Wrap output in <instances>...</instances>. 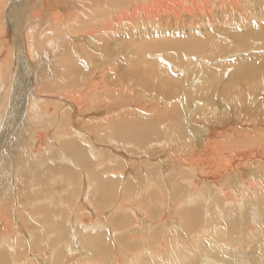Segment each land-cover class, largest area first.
I'll return each mask as SVG.
<instances>
[{
	"label": "rangeland",
	"instance_id": "obj_1",
	"mask_svg": "<svg viewBox=\"0 0 264 264\" xmlns=\"http://www.w3.org/2000/svg\"><path fill=\"white\" fill-rule=\"evenodd\" d=\"M212 1H210V3L212 2L211 3L212 5L217 4L216 0H212ZM240 1L241 0H227L228 6L226 13H224L223 11L216 13L217 15H215L214 20H210V22L213 23H207V21L205 20L207 24L205 25L204 22V25L200 27L191 26L185 29H176L175 32L171 30H169L170 32L168 31L160 32V31L150 30L149 26H145L146 28L144 27V29L148 31L147 36L150 35L155 38L159 36L158 37L159 42L162 41L166 42L169 41V39H171V40H176L179 43H188L191 41V43L199 42L202 43V45L205 44V47L203 48L204 50L201 49L199 53L194 52L193 53L194 56H190V58L186 57V53L183 47H177V50H175V52L173 53L174 57L176 56L175 61H172L170 58H168V53L166 52L157 53V55L162 56V58H159L158 60L161 63L160 65L165 67L166 71L169 73L166 75H168L170 84L173 87L172 86L169 87V85H167L168 86L167 87L166 85H164L161 81V78L159 77L156 78L154 77L155 79H148L146 77L145 79L143 78L145 72L148 70L147 69L149 66L148 62L152 58L149 59L150 57L148 56L147 60L145 59L142 60L138 52V49H141L143 44H145L142 41L144 40V38L142 37L143 31H141L144 29H140L139 26H135V25L133 27L123 26V29L117 27L116 31L113 33L109 32L107 34H102V35H92V36L90 35L91 38H79L77 37L78 35L76 34V36L72 37V39H74L73 42L72 40L67 39V44H65L66 42L63 43V45L66 46V48L68 47L66 49L67 53L69 52L70 55L73 54L72 55L73 59L78 61L82 66L85 67V69L87 68L86 70L84 69L85 70L84 72L87 73L88 75L83 74L80 76L81 78L78 79L79 85L82 83V80L84 81L94 80L96 81L95 83L102 82L100 81V79H98V76L102 74L101 73L102 71H105L106 81L108 82V85H110L109 90L112 91L116 90L120 93L119 97L117 98V101H115L112 97L110 98L108 92L107 94L103 95V98L108 99L109 103L115 101L113 102L114 106L108 105L107 108H104L103 106L100 107L99 105L100 108L99 109L96 108L98 103H95L96 105L93 103L94 109H88L85 107L81 111V113L85 115H82L80 117H78L79 115L75 113L77 107L74 108L72 107V111L70 110L71 107L68 106L66 107L67 105L66 99H68V97L67 95L64 96L65 93H61L60 91L59 93L58 91H55V89L54 91L52 90L53 92L52 91L41 92L40 90H37V87L35 88V86H37L36 84H38L37 82V76H38L37 73L39 71L38 69L45 65L49 67L51 74L54 76V77L51 76L53 80H57V79L58 81L63 80L61 82L63 83L62 84L63 86L64 84L65 85L68 84L67 80L69 77L67 74L69 73L68 71L69 66L66 64L65 61L64 62L61 61L64 60V58L59 59L56 57V53H54L56 49L53 51V49L51 50V45L47 46L45 44L47 46L46 47V49L48 50L47 51L41 49L42 46L40 47L37 44L35 45L36 48L29 49L30 53L28 52V54L26 55L24 51L23 54L20 52L21 50H19L20 45L25 47V44L23 42L24 41L23 37H22L23 41L21 42L22 44L20 43L16 46L17 42L19 43L18 40L19 37L16 33H18V30L23 28V24H20L22 26L17 24L21 22L18 21L19 19L17 18H20V20L22 18L21 13L19 12L21 11L20 8L21 7L23 8V6L25 7L30 6L31 2H34V0L4 1L3 5L0 6V29L5 28L4 31H6L9 35V38L7 36V38L5 39L7 40L6 44L7 42H12V47L10 49H11V57L14 61L13 67L15 66L16 62L18 63V61H20V64L18 65V68L20 69L16 68L13 81L11 82V86L13 88H11L10 97L16 96V98H14V102L12 100L10 101L9 99V101L6 102V106H7L6 109L1 110L2 112H0V115H3L0 122V150H1L0 155L1 156L8 155V157L10 156L9 159L12 160L13 168H14L15 161L17 164V155H15L12 152L11 147L9 146H11V144L14 141L17 142V140L15 139L18 138L20 140V143L22 144L21 147H23L25 150L29 149L30 152L31 149H33L36 146V143L38 142V140L36 139L37 136L32 134L33 133L32 131L35 128H41L40 129L41 132L43 133L45 131L43 134L46 133L45 135H47L46 138L47 141L45 140V142L47 143L42 147L37 146L34 150H32L35 151L36 149L37 150L40 149V151L34 152L32 153V155L35 154L34 156H38V155H40L41 157L44 156V158L42 159H40L41 157L36 159L39 161L43 160V162H41L38 166L44 165L42 166L43 169L46 167L48 168V170L50 169L53 170L54 172L63 175L66 174L65 176L66 177L68 176L67 180H71L72 182L73 178L75 179V177L73 176V174L69 176L70 172L68 173L66 171L68 167L69 168L72 167L73 169L76 168V170L78 168L75 167L76 166L75 160L68 162L70 157L67 155L65 150L62 149L61 146L62 142H60L58 139L59 138L58 136H60V134L69 131L68 125L66 126L64 124L61 125L59 121L60 119L57 120V116H59L58 115L59 112L57 113L55 112L53 115L54 108L56 107V105H59L60 113H62L61 111L63 109L64 111H68V112L70 110V112L74 111V116L76 115L78 117V121L76 122V124L78 125L77 130L81 133L85 141L84 142L81 141L79 137L72 138V140L74 142L80 141L79 142L80 145L89 152L88 155L93 158L94 163L97 161L98 159L97 157L99 156V154L103 157L105 156L107 159L110 158L111 160L115 161V163L114 161L112 162L113 164L111 165V167H113L116 170L117 175L112 176L111 172L107 174L106 175L107 177H105V179H107L108 181L107 183H112L110 179L113 177V179L116 180V186L118 185L119 182L120 185L118 188L119 190H123L126 183L128 182V183H133V186L137 188L139 194L142 193L143 189L145 191V193L143 192L141 195H137L136 198L138 199H135L134 200L135 202L127 201L129 202V204L132 203L129 205V207L130 210L133 211H128L129 213H131V218H129L127 215L126 218L124 213H120V212L117 213L116 212L117 209L115 208V206L111 208L110 207L106 208L103 211V219H101V221L96 217H95L96 219L94 218L91 220L90 224L92 228L88 231L89 235L87 233H83L82 238L84 240L81 238V233H79L78 228L74 224V221L77 218V212L75 210H79L78 202H77L75 208L72 209L68 217L69 223L66 224V226H68L67 229L66 228L63 229V231L67 233L65 237H68V239L70 238L69 240H67V242L70 241L72 243V247L71 245H69L71 244L69 242L68 248L64 246V248H59L57 250V246L60 245V243L65 242L66 240L62 242H60L59 239L54 240L55 235H53L52 239L49 240L50 236L48 235L47 237L45 233L40 234L42 236V237L40 236L42 238V240H40V237L37 238L34 234L33 235L31 234L30 228H26L25 231L22 233V236L24 235L23 237L26 239L25 241L27 242L26 245L24 246V249L15 246L14 244L16 243H14L12 247L8 246L9 247L8 248L7 245L4 243L5 241L0 239V253L2 252L3 256H7V258L4 257V260L6 261L8 260L10 262L9 264H12L11 263L13 262L12 256L14 253L18 252L20 253V255L23 254L21 256L22 260L20 259L22 264L24 262L23 260L24 259L28 260V258H30V262L32 264H54V263L64 264L62 263L61 259L65 261V255L67 256L66 259L69 262H72V264H78L75 263V261H77L78 258L79 260L77 262H79V264L81 263L103 264L104 262L105 264H123V263L124 264L126 263L127 264H264V203H263L264 199L262 203L260 200L256 199L259 198L260 194L264 191L262 189L258 191V186H256L257 191L255 193H252L251 195V197H254V199L252 201H248L246 207H244L243 204L241 207L240 204L238 203L240 202L239 199L242 194L241 193L242 189L235 186L238 182L237 177H235L237 171L232 170L230 171V175H227L226 179L220 178V180L221 179L222 180L221 181L219 180L220 181L219 186L220 187L223 186L222 187L223 189L227 188L226 189L227 191H229L230 188V192H228V194H231V196L230 195L229 196L234 205L232 204L229 207L224 206V208H222L223 197L222 199L218 197L217 200L214 199L215 202L213 201V194L216 192L213 187H210V185L208 186L207 183H205L206 186L204 187L203 185H200L201 187L199 186V189H198V184L196 186L195 184H193L194 182H192V184L189 185L188 179L190 180L192 179V177L191 175L189 176L190 173H187L189 169L185 168L186 166L184 165L185 162L182 161L185 155H188L190 157L195 153L193 155L194 157L192 158V161L195 165L194 168L196 169L198 164H200L201 167L208 168V170H206V173H211L212 176L217 177L219 176L218 175L219 172L223 170L220 167L224 165V164H218L219 166H217V162H223L222 159L224 158L222 156L224 155V152L227 153L228 150L230 151L233 150L234 152L237 151L239 147H246V148L248 147L247 149H249L250 145H252L254 141L249 145L240 144L244 140H246L243 139L245 138L243 136L246 137L254 136L258 129L259 132L261 133L264 132V79L262 80L258 79L261 75L262 78H264V0H245L246 3L248 4L247 6L244 0H242L241 2ZM110 2L112 1L96 0L94 4L97 3L95 5L99 4L101 6L98 8L97 11L96 9H92V6L94 5L91 4L90 2L88 4V10L90 14L95 16L97 12L99 15H101L100 12L102 11L113 12L115 6L114 3L110 4L109 6L107 3ZM57 3H59V1ZM60 3L62 4H58L60 6L56 11L60 12L61 14L62 13L66 14L65 11H67L68 6L65 4L64 1ZM233 3L234 4L238 3V4L234 5ZM238 6L240 9L237 8ZM177 9H179L182 15H185L186 22H190L191 18H188V16H186L188 12L184 9L183 5H179ZM241 9L244 12L241 11ZM234 10L236 12H234ZM232 12H234L233 14L235 15H231ZM51 18L53 17L50 14L48 16L47 14H45V18H42L41 21H38L35 24L36 28L34 29L33 33L36 40L37 38H39V36L43 32L42 30L45 29V27L48 28L50 27L49 23H51L50 22ZM37 24L39 26H37ZM24 28L26 29V26H24ZM130 29H131V33H129ZM125 30L127 31L124 32ZM137 31L141 33H138ZM92 33H94V31H92ZM23 35L24 34H22V36ZM223 37H225L226 39L228 37V39L225 42V45H223V49H224V50L222 49L223 55L217 58H212V57L209 58L208 57L210 56L209 53L213 51L212 46H214V44L218 40L220 41ZM79 39L81 40L83 39V40L79 41ZM55 40L57 41V39ZM68 43L70 44L69 45L70 47L67 46ZM57 44L58 43H56V45ZM182 46L186 47V44ZM131 47H133V49ZM135 47L138 53L136 52ZM70 48L74 50L72 51L70 50ZM6 50H9V47ZM41 50L45 52L43 53ZM31 51L35 53V57L33 56L34 53L31 56ZM0 53H1L0 58L1 56H6L8 54L5 53L3 49L0 50ZM57 53L61 54L63 52L59 51ZM23 55L29 57L27 59L28 62L30 60L31 62L30 64L25 62L27 59L25 60V58L24 59L21 58ZM18 56L20 57V59ZM43 56L45 57L43 58ZM143 67L144 69L142 72L141 69ZM245 67L247 68L245 69ZM137 68L139 69L137 70ZM137 71L140 72L138 73ZM210 73H212L213 75L212 78ZM94 74H96L97 76ZM58 76L59 77L61 76L60 79ZM73 77L75 78L77 76L72 74V78ZM145 80L146 81L150 80L149 82L147 81L149 84ZM174 81L176 83H174ZM237 81L239 82L236 83ZM122 82L123 83L127 82L126 85L123 86L126 89L125 88L121 89L123 92H120L121 90L119 88L122 86ZM146 84L148 86H146ZM160 87H164L166 91L168 90L167 92H171V93L170 94L160 93ZM171 88L173 89L172 91ZM139 89L141 91L144 90V93L146 94L142 93ZM173 92L174 94L176 95L178 94V95L174 96ZM102 94L103 93L99 91L98 94H96V96H94L93 98L95 99L97 98V100L99 99V102H101L100 99H103L101 97ZM141 94L145 95L146 97L143 98V96H139ZM134 96H138L140 98L135 99L133 98ZM140 99H144L143 101H145V105H149V106L155 105L157 107H155L154 109L150 108V112L148 109H146V111L149 112V114L144 113L143 111L136 112L135 111L136 108L134 107L135 106L140 107L139 106ZM169 99L171 100L169 101ZM156 100L158 104H156L157 103ZM166 100L168 103L166 102ZM169 102H173V104L172 103L170 104ZM164 106H167V109L164 108ZM130 107L131 109H128ZM142 108L145 109V107ZM107 112L111 114L122 113L120 115L133 114V113L136 115L137 113V116L140 117L141 119L144 117L143 120L145 119L144 120L145 125L149 124L150 127H152L153 125L152 122H154L155 123V125H153L154 130L155 129L157 130L158 128L160 130L157 131V134L155 135L156 138L147 139L144 141L143 144H141L139 141L134 139L126 140L125 138H129V137H123L121 135L116 134L113 131H112L113 133L112 132L109 133L108 130L103 131L101 129V126L103 125L102 123L108 117ZM126 112H130V113H126ZM120 115H114L115 117L112 116L111 119L116 120L117 117H119ZM50 116L54 117V119L51 118ZM74 116L72 118V121L75 120ZM153 119L154 121H151L150 123V120ZM256 119H258L257 121L260 123L258 125V127L261 126L260 128H258L254 122ZM8 121L10 124H7ZM57 121L59 123H57ZM152 135L154 134H151L149 136ZM111 136L112 138L115 139L113 142L110 141ZM70 139L71 137L70 138L66 137L64 138V141L67 140L70 143L71 142ZM1 141L4 142L2 143ZM256 142H258V140ZM208 143L210 145L212 143V145L210 146ZM215 143L218 144L215 145ZM202 145L203 148H205L204 146H207L209 148L211 147L212 149L210 148V151L208 153L207 152L204 153L203 151H201L203 150ZM258 146H260V144ZM198 148L199 150L200 149L201 150L199 151ZM194 149L197 150V153L196 151H194ZM224 149L227 150L224 151ZM219 158L222 159L220 160ZM248 165L244 166L243 169L241 168L245 176L247 174L250 176V178H248L249 176H247L246 180L249 182V180L252 178L253 181L260 183L259 185L263 186L264 174L261 172L257 173L256 165L254 167L252 163H249ZM79 169L77 170L78 172H80L78 175L80 178L79 184H81L80 185L81 188L79 191L80 192L79 205L82 206L83 203L85 205V208L88 209L82 211L81 216L85 217L86 219H89L92 217L91 215H95L91 213L93 210L95 211V208L91 206V204H88L89 201L87 200L86 197L88 189H86V193L84 192L85 184H87L86 176L87 173L89 174V172H86L87 168L83 169V167H79ZM97 169L101 170L102 168L97 167ZM32 170L33 168L29 169V172L33 175L35 172L34 170L33 171ZM262 175L263 178H261ZM17 176L18 175H14V174L10 175L9 184L13 187L15 192V194L13 192V195H15L14 204L16 207L20 208V207H24L22 202L24 201V199H27L26 197H30L31 193L28 191L29 190L28 188L24 187L27 184V181H25V179L27 178L20 179L23 177L19 178ZM205 178L209 179L210 176L207 177L205 176ZM260 178L263 180V182ZM19 180H23V181L21 182ZM19 182L21 184H19ZM207 182L209 183L210 181ZM54 187L57 188L58 185L54 184ZM67 188L69 190L67 192L71 194L72 187L71 188L67 187ZM202 189L203 191H206L205 197L207 201L205 202V198L202 199L201 202L200 200H197V202H195V200H191V203L188 202L189 206H186L187 203L184 200L188 199L189 196H192V193L193 196L197 195L196 192L198 191L200 192ZM206 189L207 190L210 189V191L208 190L209 191L208 192ZM211 190L213 192H211ZM59 191H61V189L57 188L55 193H58ZM40 193H43V191ZM91 193L95 194L94 196V198L96 197L95 199H99L101 196L100 195L101 193H94V192ZM17 195L19 196V198L22 199L19 200ZM66 196L67 195L64 196L65 197L64 200L68 198ZM154 197L156 198V200ZM153 198L154 201L152 200ZM241 203L243 202L241 201ZM44 204H46L45 205L47 207L46 209H49L50 211V212L48 211V216L46 217L47 219L46 218L45 220H42L41 218L36 219L37 224L36 223L33 224L34 221L32 220V224H30V226L32 225L36 227L40 225L42 226V223H48V222L51 223L50 220L53 221L54 218L55 219L58 218L59 223L62 222L63 214L62 213L57 214L59 211H61L62 208L59 207L48 208L49 205L47 206V203ZM149 207L151 209H149ZM201 207L203 209H201ZM213 208H215L216 214L213 213ZM186 209L187 210L189 209L188 210L190 211L188 212L189 214L192 212L190 216L187 213ZM55 210L56 211L58 210V212H55ZM13 212L14 213L16 212L15 207L13 209ZM228 213L230 214L228 215ZM29 215H30L29 213L25 212V217L29 218ZM50 215H52V217H50ZM111 215L114 219L113 218L111 219ZM186 215H188V217H186ZM229 216L231 218H229ZM124 218L128 221V225H130L128 226V228L132 226L131 227L132 230H130V228L128 229L127 225L125 229H123L124 227L120 228L119 225H117L118 224L117 221L121 222L122 219ZM58 219H56V223L58 222ZM130 219L136 221L133 222V220L131 221ZM188 219L190 220L188 221ZM105 220L107 221L105 222ZM191 220L192 222L193 220L195 222L193 223L191 222L192 224L188 223ZM96 221L100 223L105 222L106 224L105 230H101L102 227L97 226L98 223ZM79 222L80 221L78 220L77 223ZM225 222L228 227H229V223H232V225L230 224L229 229L228 227H225L226 226ZM233 222L236 225H234ZM112 223H114L113 226L111 225ZM189 224L192 226L190 228L191 230L189 229L190 227ZM138 229L141 232H139ZM212 230L213 231L216 230L218 233L216 231L213 232ZM3 231L4 230L2 229V227H0V232L4 233ZM98 231L99 233H97ZM75 232H78L76 233L77 235H75ZM113 232H117L120 235L113 234ZM128 233L129 234L132 233V234L129 235ZM84 234L85 236H87V238L84 237ZM164 234H166L165 235L166 237L163 236ZM31 235L36 238L33 239ZM115 236H117L116 239ZM47 238L48 240L45 241ZM85 239L87 240L85 241ZM103 239L106 241H103ZM195 239H197L198 241H196ZM81 240H83V242L85 241L86 244H84L85 242L82 243ZM165 241L168 243L166 244ZM28 244H30V246H28ZM35 245L40 247L42 251L37 250V247ZM94 245L96 246V248ZM168 245L170 246L168 247ZM51 248H53V250ZM94 248L98 250H95ZM102 248H104V250ZM7 251L8 253L9 252L11 253L13 251L14 252L12 253V256L10 255L9 257L7 255ZM63 251L65 255L63 254ZM71 252H73V254ZM120 252L122 253L120 254ZM4 253H6V255ZM89 253L91 256L89 255ZM99 253L100 255H98ZM61 255L62 256L64 255V257L61 258ZM72 255L74 258L72 257ZM120 255L121 257L123 256L122 259L120 258ZM100 256L101 258L104 259L101 260ZM18 257H16V259H18ZM136 257H137V261H136Z\"/></svg>",
	"mask_w": 264,
	"mask_h": 264
},
{
	"label": "bare ground",
	"instance_id": "obj_2",
	"mask_svg": "<svg viewBox=\"0 0 264 264\" xmlns=\"http://www.w3.org/2000/svg\"><path fill=\"white\" fill-rule=\"evenodd\" d=\"M5 0H0V6L3 5ZM59 1V3H57ZM58 1H54V0H34V2H31V5L28 6V7H25L23 6V8L21 7L20 10L22 11H19L22 15V18L20 20V18H17L19 19L18 21H21L23 23H17L18 25L20 24H23V28L18 30V33H16L19 37V43L17 42L16 46L18 44H20L23 40H22V37L24 39V44H25V47L23 46H19V50H21L20 52L24 54V51H25V54L27 55L28 52L30 53L29 49H34L36 48L35 45L38 44V46H42L41 49H44V50H47L46 47L47 46H50L51 45V50L53 49L54 53H56V57L59 58V59H63L64 60H61V61H65L66 64L69 66L68 68V71L69 73L67 74L68 75V84H64V86L62 85L63 83H61L62 81L58 79L57 80H53L51 76H53L50 72V69L48 66H42L40 67L38 70V73H37V82L38 84H36L37 86H35V88L37 87V90H40L41 92H47V91H60L61 93H65L64 96L67 95L68 99L67 100V105L66 107H71L70 110L72 111V107H77V109L75 110L76 114H78L80 116L82 115H85L83 113H81V111L86 107L88 109H94V105L93 103H98L96 108H99V105L100 107H104V108H107V106H114V103L115 101H117V98L119 97L120 93L118 91H112V90H109L110 89V85H108V82L106 81V73L105 71H102L101 75L98 76V79H100V83H95L96 81L94 80H82V83L79 85L78 83V79H80L81 75L83 74H87L85 73L84 71L87 69H85L84 66H82L78 61L74 60L72 55H70V53L66 51V46L63 45L64 42H66L65 44H67V39L68 40H72V42L74 41V39H72V37L76 36V34L78 35L77 37L79 38H91L92 35H102V34H107L109 32L113 33L116 31L117 27L123 29V26H127V27H133L134 25L135 26H139L140 29H144L145 26H149V29L150 30H155V31H160V32H164V31H168L170 32L169 30L171 31H176V29H185L187 27H200V26H203L204 25V22L205 20L207 21V23H213V22H210V20H214V17L215 15H217L216 13H219L221 11H223L224 13H226L227 11V6H228V3H227V0H216L217 1V4L215 5H212L211 3L213 2L212 0H111L112 2L110 3H107L109 6L110 4H113L114 3V6H115V9L113 12H105V11H102L100 12L101 15L98 14V12L96 13V16L95 15H92L90 14L89 10H88V4L91 2V4H93L94 6H92V9H96V11L98 10L99 7H101L99 4L98 5H95L97 3L94 4V2H96V0H58ZM64 1L65 4L68 6V9L67 11H65L66 14H61L60 12L56 11L58 9V7L60 5L58 4H62L60 2ZM78 1V2H76ZM90 1V2H89ZM98 1V0H97ZM210 1H212L210 3ZM242 1V0H241ZM240 1V2H241ZM245 1V0H244ZM18 3V2H17ZM57 3V4H56ZM81 3V4H79ZM244 3V2H243ZM246 3V1H245ZM244 3V4H245ZM27 4V3H26ZM56 4V5H55ZM234 4V3H233ZM231 4V5H233ZM238 4V3H237ZM237 4H234V5H237ZM243 4V5H244ZM179 5H183L184 9L188 12L186 14V16H188V18H191L190 22H186V18H185V15H182L179 11V9H177L179 7ZM242 5V4H241ZM248 4L246 3V6ZM262 5V4H261ZM27 6V5H26ZM96 6V8H95ZM240 6V4H239ZM239 6L237 8H239ZM244 6V7H246ZM243 7V8H244ZM250 7V6H249ZM248 7V8H249ZM263 7V6H262ZM236 8V9H237ZM62 9V8H61ZM112 9V8H111ZM183 9V10H184ZM240 9V8H239ZM250 9V8H249ZM35 10V11H34ZM197 10V12H196ZM47 11V12H46ZM56 11V12H55ZM185 11V12H186ZM230 11H233V10H230ZM239 11V10H238ZM241 11H243L241 9ZM246 11V9H245ZM15 12V11H14ZM25 12V13H24ZM234 12H236L234 10ZM234 12L231 13V15H235L233 14ZM244 12V11H243ZM19 13V15H20ZM47 14V16L50 14L53 18H51L49 25L50 27H45V29H41L42 32L41 35L39 36V38H35L34 36V29L36 28L35 24L38 22V21H41L42 18H45V14ZM91 13H92V10H91ZM230 13V12H229ZM240 13V12H239ZM258 13V12H257ZM94 14V13H93ZM98 14V16H97ZM244 14V13H242ZM17 15V14H16ZM44 16V17H43ZM227 17V16H226ZM48 18V17H47ZM209 20V21H208ZM205 22V25L207 24ZM39 24V23H38ZM37 24V26H39ZM41 24V23H40ZM48 25V26H49ZM22 26V25H20ZM24 26H26V29L24 28ZM95 26V27H94ZM208 26V25H207ZM30 27V29H29ZM14 28V27H13ZM16 28V26H15ZM18 28V27H17ZM20 28V27H19ZM38 28V27H37ZM138 28V27H137ZM146 28V27H145ZM5 29V28H4ZM4 29H0V50H4L5 53H8L6 56H1L0 58V112H2L1 110H5L6 109V102L12 100L14 102V98H16V96L14 97H10V92H11V88H13L11 86V82L13 81V78H14V73L16 72V68H18V65L20 64V61H18V63L16 62L15 66L13 67V64H14V61L11 57V47H12V42H7L6 44V41L5 40L8 36L9 38V35L6 31H4ZM91 29V30H90ZM129 29V28H128ZM199 29V28H198ZM119 30V29H118ZM212 30V29H211ZM92 31H94V33H92ZM122 31V30H121ZM127 30H125L124 32H126ZM143 31V35L142 37L144 38V40H142L145 44H143V46L141 47V49H138V52L141 56V59H145L147 60V57L149 56L151 59L148 63H149V66H148V70L142 74H144V79L145 77L148 78V79H155L156 77H159L161 78V81L164 85H169L172 86L170 84V81H169V77L168 75L166 74H169L167 71H166V68L161 66L160 62H159V58H162L161 55H157V53H161V52H166L168 53V58H170L172 61H175V57H174V52L175 50H177V47H183V49L185 50V53H186V57L190 58V56H194V52H197L199 53V51L201 49H203L205 47V44L202 45V43H191L188 42V43H179L178 41L176 40H171L169 39V41H166V42H159L158 41V37L155 38L153 36H147V32L145 29L144 30H141ZM15 32V31H13ZM39 32V33H40ZM138 33H141L139 31H137ZM67 33V34H66ZM84 33V34H83ZM129 33H131V29L129 31ZM137 33V34H138ZM192 33V32H191ZM22 34H24L22 36ZM81 34V35H79ZM123 34V33H122ZM158 34V33H157ZM209 34V33H208ZM14 35V34H13ZM91 35V36H90ZM125 35V34H124ZM153 35V34H152ZM107 36V35H106ZM100 37V36H99ZM104 37V36H103ZM199 37V36H198ZM43 38V39H42ZM96 38V37H94ZM93 38V39H94ZM168 38V37H167ZM16 39V38H15ZM43 42H42V40ZM57 39V41L55 40ZM98 39V38H97ZM188 39V38H187ZM228 39V37H227ZM225 37H223L220 41L218 40L213 47V51H211L209 53L210 56H208L209 58H217L222 54V49H223V45H225V42L227 40ZM12 40V39H11ZM83 40V39H82ZM81 39H79V41H82ZM100 40V38H99ZM189 40V39H188ZM187 40V41H188ZM10 41V40H9ZM98 41V40H97ZM104 41V40H103ZM206 41V40H205ZM233 42V41H232ZM56 43H58L56 45ZM142 43V42H141ZM205 43V42H204ZM210 43V42H209ZM212 43V42H211ZM22 44V43H21ZM47 46H46V45ZM186 44V47L185 46H182V45H185ZM208 44V43H206ZM230 44V43H229ZM252 44V43H251ZM70 44L68 43L67 46H69ZM79 45V43H78ZM133 45V44H132ZM228 45V44H227ZM238 45V44H237ZM45 46V47H44ZM53 46V47H52ZM82 46V45H81ZM208 46V45H207ZM9 47V50H6L8 49ZM70 47V46H69ZM134 47V46H133ZM133 47H131L133 49ZM137 47V45H136ZM136 47H135V50H136ZM202 47V48H201ZM211 47V48H212ZM6 48V49H5ZM38 49V48H37ZM36 49V50H37ZM58 49V50H57ZM61 49V50H60ZM39 50V49H38ZM70 50H74V49H71ZM204 50V49H203ZM224 50V49H223ZM34 51V50H33ZM33 51H31V56L33 55ZM42 51V50H41ZM48 51V50H47ZM59 51H62L63 53L61 54H58L57 52ZM69 51V49H68ZM43 53L45 51H42ZM77 52V51H76ZM137 52V50H136ZM137 52V53H138ZM20 53V54H21ZM74 53V52H73ZM203 53V51H202ZM13 54V53H12ZM173 54V55H172ZM1 55V53H0ZM4 55V54H3ZM47 55V54H46ZM50 55V54H49ZM52 55V54H51ZM63 55V56H62ZM196 55V54H195ZM208 55V54H207ZM35 57V53L33 55ZM41 56V55H40ZM152 56V57H151ZM19 57V56H18ZM45 56H43L44 58ZM76 57V55H75ZM164 57V56H163ZM184 57V56H183ZM254 57V56H253ZM21 58H25V60L27 58H29L28 56H22ZM20 59V57H19ZM148 59V60H149ZM158 60V61H157ZM43 61V60H42ZM46 61V60H45ZM161 61V59H160ZM27 62L28 64H30V60L28 62V59L25 61ZM134 62V61H133ZM145 62V61H143ZM46 63V62H45ZM216 63V62H215ZM26 64V63H25ZM63 64V63H62ZM60 64V65H62ZM219 64V63H218ZM203 65V64H201ZM229 65V64H228ZM59 66V65H58ZM64 66V65H62ZM132 66V65H131ZM135 66V64H134ZM133 66V67H134ZM166 66V65H165ZM189 66V65H188ZM222 66V65H221ZM27 67V66H26ZM138 67H141V66H138ZM167 67V66H166ZM240 67V66H239ZM83 68V69H82ZM109 68V67H108ZM136 68V67H135ZM223 68V67H221ZM247 67H245L246 69ZM20 69V68H18ZM85 69V70H84ZM139 68H137L138 70ZM143 69L144 67L141 69L142 72H143ZM55 70V68H54ZM140 70V71H141ZM254 70V69H253ZM57 71V70H56ZM67 71V70H66ZM110 71V70H109ZM140 71H137L138 73ZM54 73V72H53ZM64 73V71H63ZM99 73V72H98ZM208 73V72H207ZM71 74V75H70ZM72 74L76 75L77 77H73L72 78ZM119 74V73H118ZM117 74V75H118ZM211 74V78H212V73ZM88 75V74H87ZM96 75V74H94ZM260 75V74H259ZM97 76V75H96ZM95 76V77H96ZM54 77V76H53ZM56 77V75H55ZM59 77V76H58ZM61 77V76H60ZM59 77V79H60ZM94 77V76H93ZM137 77V76H136ZM155 77V78H154ZM244 78V77H243ZM108 79V78H107ZM216 79V78H215ZM214 79V80H215ZM259 80H262L264 78H262V75L258 78ZM70 80V81H69ZM176 80V79H175ZM146 81V80H145ZM148 81V80H147ZM146 81V82H147ZM150 81V80H149ZM148 81V82H149ZM153 81V80H152ZM169 81V82H168ZM210 81V80H209ZM218 81V80H216ZM147 82V83H148ZM239 81H237L236 83H238ZM263 82V81H262ZM127 83V82H126ZM126 83L122 82V86L119 88L120 90L121 89H124L126 85ZM174 83H176L174 81ZM112 84V83H111ZM149 84V83H148ZM137 85V84H136ZM154 85V84H153ZM112 86V85H111ZM146 86H148L146 84ZM151 86V85H149ZM246 86V85H245ZM42 87V88H41ZM144 87V86H143ZM168 87V86H167ZM166 87V88H167ZM173 87V86H172ZM154 88V87H153ZM203 88V87H201ZM126 89V88H125ZM131 89V88H130ZM169 89V88H168ZM109 90V91H108ZM140 90V89H139ZM173 89L171 88V91ZM242 90V89H241ZM18 91V90H17ZM16 91V92H17ZM52 91V92H53ZM101 91L103 94H102V98H103V95L104 94H107V92L109 93V96L110 98L112 97L115 101L113 102H108V99H100L101 102H99V99L97 100V98H93L94 96H96V94H98V92ZM141 91V90H140ZM158 91V90H157ZM168 91V90H167ZM166 89L164 87H160V93H163V94H167V93H171V92H167ZM214 91V89H213ZM59 92V93H60ZM120 92H123L122 90ZM130 92H133V91H130ZM142 93H144V90L141 91ZM147 92V91H145ZM177 92V91H176ZM203 92V91H201ZM210 92V91H209ZM55 93V92H54ZM213 93V92H212ZM140 94V93H139ZM146 94V93H144ZM159 94V93H158ZM257 94V93H256ZM157 95V94H156ZM173 95L175 96L176 94H174L173 92ZM178 95V94H177ZM176 95V96H177ZM188 95V94H187ZM191 95V94H190ZM139 96H143V98H145L146 96L141 94ZM161 96V95H160ZM171 96V95H170ZM173 96V97H174ZM24 97V96H23ZM66 97V98H67ZM127 97V96H126ZM132 97V96H131ZM163 97V96H162ZM108 98V97H107ZM109 98V99H110ZM133 98L137 99V98H140L138 96H134ZM168 99V98H167ZM175 99V98H174ZM210 99V98H209ZM17 100V99H16ZM132 100V99H131ZM144 99H140L139 101V106L140 107H134L136 108V112L139 111V112H144V113H147L149 114L150 112V108L151 109H154L155 105H145V101H143ZM171 99H169L170 101ZM70 101V102H69ZM96 101V102H95ZM124 101V100H123ZM127 101H130V100H127ZM126 101V102H127ZM174 101V100H173ZM125 102V101H124ZM157 102V100H156ZM161 102V101H159ZM167 102V100H166ZM32 103V102H31ZM47 103V102H45ZM102 103V104H101ZM130 103V102H129ZM168 103V102H167ZM170 104L173 102H169ZM70 104V105H69ZM158 104V102L156 103ZM212 104V103H211ZM44 105V104H43ZM47 105V104H46ZM96 105V104H95ZM131 105V104H130ZM159 106V105H158ZM60 106L59 105H56V107L54 108V112H53V115L54 113L56 112H59V116H57V120L60 119V123L61 125H68L70 127H68V132L66 133H62L60 134V136H58L57 138L59 139L60 142H62V149L65 150V152L67 153V155L70 157L69 161H72V160H75L76 162V166L78 169L79 167H83L84 168H87V171L86 172H89V174L87 173V184H85V187H84V192L86 193V189H88V192L86 194V197H87V200L89 201L88 204H91V206H93L95 208V211L93 210L91 213L95 214V215H91L92 217L89 218V219H86L85 217H82V211L84 210H88L85 208V205L82 203V206L79 205V199H80V185L79 184V173L76 168L73 169L72 167H68L67 171L66 172H70V175L71 176L73 174V176L75 177V179L73 178V181L71 182V180H67V177L63 174H60V173H57V172H54L53 170H48V168H42V166L44 165H41V166H38L41 162H43V160L39 161V160H36L38 158H40L41 156L38 155V156H34L32 155V153L34 152H37V151H40L39 150H35V151H32L34 150L37 146H43L45 145L47 142H45L46 138H47V135L43 134L41 132V128H35L32 132V134L36 135V139L38 140V142L36 143V146L31 149V151L29 152V149L25 150L22 146V144L20 143V140L18 138H16L15 140H17V142H13L11 144V150L12 152L17 155V164H16V161L14 162V168H13V163H12V160L9 159L8 155L5 156V155H0V227H2V229L4 230L3 232L4 233H1L0 232V239H2L3 241H5L4 243L7 245V247H12L14 243L15 246H18V248H23L24 249V246L26 245V239L22 236V233L25 231L26 228H30L31 230V234L35 235L37 238H39L41 235L40 234H43L45 233L48 237V235L50 236V239H52V236H54V240L56 239H59L60 242L66 240L65 242H62L60 243V245L57 246V250L59 248H64L67 247L68 248V243L70 242H67L68 237H65L67 233H65L63 231V229H67L68 226H66L67 223H69V215L72 211L73 208H75V205L77 204L78 202V209L79 210H75L77 212V218L76 220L74 221V224L75 226L78 228L79 230V233H81V238H82V235L83 233H87L88 234V231L92 228L91 227V220L94 219L95 217L97 219H103V211L106 209V208H111L113 206H115V208L117 209V213H124L125 217L126 215L131 218V213H129L128 211H133V210H130V207L129 205L132 204L129 202H135L134 200L135 199H138L136 198L137 195H141L143 192L145 193L144 189L142 190V193L139 194V192L137 191V188L133 186V183H126L125 187L123 188V190H119V182H118V185L116 186V180L113 179V177L110 179L112 181V183H107V179H105V177H107L106 175L109 174L111 172L112 176H115L117 175L116 173V170L111 167V165L113 164L112 162L114 160H111L110 158H106L105 156H101L99 154V156L97 157V161L94 163L93 161V158L91 156L88 155V151L83 148L81 145H80V141H77V142H74L72 140V138H76V137H79L81 139V141H85V139L83 138V136L81 135V133L77 130V124L76 122L78 121V117L75 115L74 116V111L73 112H69L68 111H64V109L61 111L62 113H60ZM142 107H145L142 108ZM169 107V105H168ZM45 108V107H44ZM51 108V107H50ZM162 108V107H161ZM164 108L167 109V106H164ZM100 109V108H99ZM128 109H131L128 108ZM146 109L149 110V112L146 111ZM51 111V110H50ZM132 111V110H130ZM134 111V110H133ZM13 112V111H12ZM51 112V113H52ZM138 112V113H139ZM155 112V111H154ZM34 113V112H33ZM124 113V112H123ZM126 113H130V112H126ZM260 113V112H259ZM19 114V113H18ZM122 114V113H120ZM119 113H109L107 112V115L108 117L106 118V120L102 123L103 125L101 126V129L103 131L105 130H108V132H115L116 134L118 135H121L123 137H129V138H125L126 140H130V139H134V140H137L139 141L141 144L144 143L145 140L147 139H150V138H156V134H157V131L160 130L159 128L156 130H154V127L153 125H155L154 122L152 127H150L149 124L145 125L144 124V120L143 118L141 119L140 117L137 116V113L136 115L133 113V114H123V115H120ZM37 115V113H36ZM52 115V114H51ZM57 115V114H56ZM114 115H120L119 117H117L116 120L114 119H111L112 116ZM139 115V114H138ZM261 115V114H259ZM2 116L3 115H0V122H1V119H2ZM40 116V115H39ZM73 116L75 117V120L72 121V118ZM205 116V115H204ZM44 117V116H43ZM51 117V116H50ZM59 117V118H58ZM115 117V116H114ZM54 119V117H51ZM39 119V118H38ZM224 119V118H223ZM258 119H256L254 122L256 124V126L258 127V125L260 124L258 121ZM151 121H154L153 120H150V123ZM162 121V120H161ZM41 122V121H40ZM49 122V121H48ZM250 122V121H249ZM57 123H59L57 121ZM146 123V122H145ZM160 123V122H159ZM158 123V124H159ZM7 124H10L9 121L7 122ZM36 125V124H35ZM60 125V126H61ZM73 125V126H72ZM186 126V125H185ZM12 127V125H11ZM156 127V126H155ZM261 127V126H260ZM258 127V128H260ZM60 128V127H59ZM222 128V127H221ZM12 129V128H11ZM67 129V128H66ZM74 130V131H73ZM175 130V129H174ZM47 131V130H46ZM66 131V130H65ZM64 131V132H65ZM230 131V130H229ZM251 131V130H250ZM112 132V133H113ZM111 133V135H112ZM247 133V132H246ZM151 134H154L152 136H149ZM226 134V133H225ZM242 134V133H241ZM251 134V133H250ZM255 134V133H254ZM115 135V134H114ZM249 135V134H248ZM252 135V134H251ZM109 136V134H108ZM120 136V137H121ZM149 136V137H147ZM6 137V136H5ZM70 138L71 137V142L69 143L67 140L64 141V138ZM160 137V136H159ZM226 137V136H225ZM228 137V136H227ZM245 137V138H243ZM242 138L243 139H246L244 140L242 143L240 144H250V143H254L252 145H250V148L247 149L246 147H239L237 151H234L233 150H228V152H224V155L222 156L224 159H222L223 162H217V166H219L218 164H224V165H220L223 170L219 172V176H212L211 173H206V170H208L207 167L203 168L200 166V164H198V166L196 167V169L194 168L195 165L192 161V158L194 157L193 154L192 156H188V155H185V157L182 159V161L185 162L184 165L185 168H188L189 171L187 173H190L189 176L191 175L192 179H188V183L189 185L192 184V182H194L193 184H195L197 186L198 184V189H199V186L200 185H205V183L208 184V186L210 185V187H213L215 189V193L213 194V201L214 199L217 200L218 197L222 199L223 197V205H222V208H224V206L226 207H229L230 205L233 204L232 200L230 199V196L231 194H228V192H230V188H229V191H227L225 189H223L222 187H220L219 185V182L223 179V178H227V175H230V171L234 170V171H237L236 174H235V177H237L238 179V182L235 186L239 187L242 189V194H241V197L240 199V202L238 204H240V206L242 207V204L244 207H246L247 205V202L248 201H252L254 199V197H251L252 193H255L257 191V188L256 186H258V191H260L261 189L264 191V183H263V186H260L259 184L260 183H257L256 181H253L252 178L249 180V182L246 180V177L249 176L248 174L245 176L244 172H243V168L244 166L248 165L249 163H252L253 164V167L256 165L257 168H256V171L257 173L258 172H261L264 174V132L261 133L259 132V129L256 131V134L254 136H243ZM117 138V137H116ZM161 138V137H160ZM248 138V139H247ZM226 139V138H225ZM235 139H236V136H235ZM242 139V140H243ZM77 140V139H76ZM115 139L112 138L111 136V139L110 141L113 142ZM118 140V139H116ZM241 140V141H242ZM258 140V142H256ZM6 141V140H5ZM35 141V140H34ZM47 141V140H46ZM211 141V140H210ZM2 142V141H1ZM4 142V141H3ZM2 142V143H3ZM12 142V141H11ZM58 142V141H57ZM88 142V141H87ZM34 143V142H33ZM155 144V143H154ZM195 144V143H194ZM209 144V143H208ZM218 144V143H215V145ZM260 144V146H258ZM4 145V144H3ZM161 145V144H160ZM163 145V144H162ZM210 145V144H209ZM212 145V143H211ZM210 145V146H211ZM238 145V144H237ZM47 146V145H46ZM190 146V145H188ZM192 146V145H191ZM241 146V145H240ZM40 147V148H41ZM200 147V146H199ZM205 148H203V145H202V148L204 153L205 152H209L210 151V148L207 147V146H204ZM215 147V146H214ZM213 147V148H214ZM237 147V146H236ZM49 148V146H48ZM151 148V147H150ZM216 148V147H215ZM7 149V148H6ZM43 149V148H42ZM56 149V148H55ZM212 149V148H211ZM93 150V149H92ZM199 150V148H198ZM199 150V151H200ZM216 150V149H214ZM227 149H224V151H226ZM1 151V150H0ZM46 151H47V148H46ZM87 151V153H86ZM185 151V150H184ZM193 151V150H192ZM194 151H196L197 153V150L194 149ZM64 152V153H65ZM98 152V151H97ZM213 152V151H212ZM215 152V151H214ZM223 152V151H222ZM211 153V152H210ZM216 153V152H215ZM213 153V154H215ZM226 153V154H225ZM38 154V153H37ZM60 154V153H59ZM206 155V154H205ZM217 155V154H216ZM219 155V153H218ZM183 156V155H182ZM211 156V155H210ZM214 157V156H213ZM220 157V156H218ZM44 158L41 157L40 159ZM51 159V158H50ZM220 159V158H219ZM220 159V160H221ZM226 159V160H225ZM36 160V161H35ZM63 160V159H62ZM218 160V159H217ZM53 162V161H52ZM55 162V161H54ZM111 162V164H110ZM212 162V161H211ZM210 162V163H211ZM115 163V161H114ZM205 163V162H204ZM196 164V163H195ZM213 164V163H212ZM116 165V164H114ZM125 165V164H124ZM123 165V166H124ZM211 165V164H210ZM216 165V164H215ZM251 165V164H250ZM208 166V165H206ZM243 166V167H242ZM249 166V165H248ZM252 166V165H251ZM55 167V166H54ZM64 167V166H62ZM97 167H100L102 168L101 170H98ZM216 167V166H215ZM240 167V168H239ZM33 168L34 170V174L32 175L30 172H29V169ZM57 168V167H56ZM219 168V167H217ZM242 168V169H241ZM210 169V168H209ZM216 169V168H215ZM32 170V171H33ZM65 170V169H64ZM63 170V171H64ZM80 170V169H79ZM89 170V171H88ZM220 170V169H219ZM103 171V172H102ZM214 171V170H213ZM62 172V171H61ZM198 172V174H197ZM116 173V174H115ZM186 173V174H187ZM18 175L17 177H23V178H20V179H25V181H27V184L26 188H28L29 192L31 193L30 197H26L27 199H24V201L22 202V204L24 205V207H16L15 204H14V196L13 195V192H14V189L13 187L9 184L10 181H9V176L10 175ZM185 174V173H184ZM120 175V174H118ZM121 176H122V173H121ZM126 176V175H125ZM188 176V177H189ZM205 176H210V178H205ZM43 178V180H42ZM220 178H222L220 180ZM250 178V176L248 177ZM261 178H263V175L261 176ZM260 178V179H261ZM70 179V178H68ZM196 179V180H194ZM210 181L209 183L207 181ZM220 180V181H219ZM262 180V179H261ZM15 181V180H14ZM19 181H23V180H19ZM81 181V180H80ZM227 181V180H226ZM229 181V180H228ZM234 182V181H233ZM263 182V180H262ZM172 183V182H171ZM19 184H21L19 182ZM54 184H57L58 187L57 188H60L61 191H59L58 193H55L56 191V187H54ZM230 184V182H229ZM10 185V187H9ZM69 185V186H68ZM18 186V185H17ZM193 186V185H192ZM234 186V185H233ZM19 187V186H18ZM23 187V188H24ZM36 187V188H35ZM46 187V189H45ZM67 187H72V191H71V194L67 191L68 188ZM191 187V186H190ZM201 187V186H200ZM219 187V188H217ZM236 187V188H237ZM259 187H262V188H259ZM69 188V189H70ZM196 188V187H195ZM18 189V188H17ZM197 189V188H196ZM204 189V188H203ZM203 189L199 192H196L197 195L193 196V193H192V196H189L188 199L184 200L187 205L186 206H189V203H191V200H195V202H197V200H200V202L202 201V199L205 198V202L207 201L206 200V197H205V193L206 191H203ZM21 190V189H20ZM207 190V189H206ZM210 191V189H208ZM207 190V191H208ZM234 190V189H233ZM16 191V190H15ZM43 191V193H40V192ZM94 192V193H101L99 196L100 198L99 199H95L94 196L95 194H92L91 192ZM141 191V190H140ZM208 191V192H209ZM18 192V190H17ZM211 192H213L211 190ZM233 192V191H232ZM55 193V195H54ZM195 193V192H194ZM15 194V192H14ZM17 194H20V193H17ZM57 194V195H56ZM61 194V195H60ZM235 194V193H234ZM67 195L66 197V200H64V196ZM97 195V197H98ZM230 195V196H229ZM18 196V195H17ZM27 196V195H26ZM176 196V195H175ZM261 196V197H260ZM259 198H256L258 200L263 201L264 199V192H262L260 194ZM62 197V198H61ZM182 197V196H181ZM17 198V197H16ZM19 198V196H18ZM25 198V197H24ZM155 198V197H154ZM154 198L152 199L154 201ZM158 198V197H157ZM171 198V197H170ZM232 198V197H231ZM236 198V197H234ZM22 199V198H19V200ZM68 199V200H67ZM163 199V198H162ZM212 199V198H211ZM143 200V199H142ZM149 200V199H148ZM156 200V198H155ZM73 201V202H72ZM129 201V202H127ZM140 201V199H139ZM138 201V202H139ZM163 201V200H162ZM183 201V203H184ZM238 201V200H237ZM241 201L243 203H241ZM156 202V201H155ZM189 202V203H188ZM215 202V201H214ZM234 202H235V199H234ZM19 203V202H18ZM44 203H47V206L49 205L48 208L50 207H53V208H62L61 211L58 212V210L55 212H58L57 214L59 213H62L63 214V217H62V222L59 223V219H58V224L56 223V219L52 218L53 221L50 220L51 223H42V229L40 226H30V224H32V220L34 221L33 224L36 223V219H42V220H45V218L48 216V211L49 209H46L47 207L45 206L46 204ZM140 203V202H139ZM260 203V204H261ZM264 203V202H263ZM20 204V203H19ZM42 204V205H41ZM64 204V205H63ZM134 204V203H133ZM143 204V203H142ZM217 204V203H216ZM215 204V205H216ZM219 204V203H218ZM250 204V203H249ZM63 205V206H62ZM97 205V207H96ZM147 205V204H146ZM200 205V203H199ZM234 205V204H233ZM101 206V207H100ZM133 206V205H132ZM141 206V205H140ZM218 206V205H217ZM15 207V213L13 212V209ZM167 207V205H166ZM215 207V206H214ZM243 207V208H244ZM17 208V209H16ZM24 208V209H23ZM102 208V209H101ZM135 208V207H134ZM143 208V207H142ZM145 208V207H144ZM187 208V207H186ZM200 208V207H199ZM132 209V208H131ZM149 209H151L149 207ZM185 209V208H184ZM201 209H203L201 207ZM228 209V208H227ZM51 210V209H50ZM187 210V209H186ZM189 210V209H188ZM187 210V213L190 212ZM212 211V210H211ZM227 211V210H226ZM252 211V210H251ZM25 212L26 213H29V218L28 217H25ZM50 212V211H49ZM87 212V211H86ZM228 212V211H227ZM75 213V212H74ZM114 213V212H113ZM183 213V212H182ZM185 213V211H184ZM183 213V214H184ZM192 213V212H191ZM190 213V214H191ZM196 213V212H194ZM213 213L216 214V210L215 208H213ZM222 213V212H221ZM220 213V214H221ZM50 214V213H49ZM189 214V213H188ZM189 214V216H190ZM219 214V213H218ZM230 213H228L229 215ZM250 214V213H249ZM262 214V213H261ZM116 215V214H115ZM123 215V214H122ZM185 215V214H184ZM183 215V216H184ZM195 215V214H193ZM213 215V214H212ZM227 215V214H226ZM14 216V217H13ZM28 216V215H26ZM54 216V215H53ZM81 216V217H79ZM230 216H233V215H230ZM229 216V218H231ZM50 217H52V215H50ZM56 217V216H55ZM59 217V215H58ZM186 217H188V215H186ZM215 217V216H214ZM95 218V219H96ZM106 218V217H105ZM112 215H111V219H112ZM127 218V217H126ZM216 218V217H215ZM15 219V220H14ZM30 219V220H29ZM47 219V218H46ZM114 219V218H113ZM235 219V217H234ZM18 222H17V221ZM74 220V219H73ZM80 221L79 223H77V221ZM118 220H119V217H118ZM121 220V219H120ZM131 221L133 219H130ZM190 219H188L189 221ZM232 220V219H231ZM238 220V219H237ZM107 220H105L106 222ZM126 219H122V221H117L120 228H123L125 229L126 225H127V228L128 226V221L126 223ZM136 220H133V222H135ZM46 222V221H44ZM97 222V221H96ZM105 222L103 223H100V222H97V226L99 227H102L101 230H105L106 228V224ZM192 220L188 223H191ZM193 222H195L193 220ZM192 222V223H193ZM24 223V224H23ZM110 223V222H108ZM137 223V222H136ZM135 223V224H136ZM191 223V224H192ZM21 224V225H19ZM37 224V223H36ZM114 223H112L111 225L113 226ZM132 224V223H131ZM230 224L232 225V223H229V227H230ZM234 224V222H233ZM190 225V224H189ZM225 225H226V222H225ZM236 225V224H234ZM108 226V225H107ZM140 226V225H139ZM116 227V225H115ZM132 227V226H131ZM130 228V230H132ZM189 227V226H188ZM192 226L190 225L189 229L191 228ZM196 227V226H195ZM225 227H228L227 225ZM228 227V229H229ZM98 228V227H96ZM128 228V229H129ZM233 228V227H232ZM214 229V228H213ZM77 230V231H78ZM96 230V229H95ZM113 230V229H112ZM191 230V229H190ZM219 230V229H218ZM28 231V232H30ZM100 231V230H99ZM99 231L97 233H99ZM127 231V230H126ZM139 231V229H138ZM136 231V232H138ZM213 231V230H212ZM216 231V230H215ZM213 231V232H215ZM69 232V231H68ZM141 232V231H139ZM217 232V231H216ZM70 233V232H69ZM76 233L78 232H75V235H77ZM92 233V232H91ZM90 233V234H91ZM127 233V232H126ZM218 233V232H217ZM30 234V233H29ZM38 234V236H37ZM113 234H117V235H120L118 234L117 232H113ZM125 234V233H124ZM129 234V233H128ZM127 234V235H128ZM132 234V233H130ZM129 234V235H130ZM260 234V233H259ZM31 235V236H32ZM89 235V234H88ZM166 234H164L163 236H165ZM68 236V235H67ZM33 239L36 238L34 236H32ZM42 237V236H41ZM40 237V240H42V238ZM78 237H79V234H78ZM84 237L87 238V236H85L84 234ZM117 236H115V239H116ZM166 237V236H165ZM119 238V237H118ZM117 238V239H118ZM125 238V237H124ZM15 239H16V242H15ZM83 239V238H82ZM97 239V238H96ZM164 239V238H163ZM170 239V238H169ZM48 238L45 240L47 241ZM58 240V241H59ZM79 240V239H78ZM84 240V239H83ZM82 243H84L87 239H85V241ZM196 241H198L197 239H195ZM80 241V240H79ZM103 241H106L103 239ZM163 241V240H162ZM168 241V240H167ZM173 241V239H172ZM35 242V241H34ZM97 242V240H96ZM166 242V241H165ZM171 242V241H170ZM200 242V241H199ZM198 242V243H199ZM40 243V242H39ZM71 243V242H70ZM104 243V242H103ZM168 242H166L167 244ZM32 244V243H30ZM30 244H28V246H30ZM86 244V242L84 243ZM83 244V245H84ZM197 244V243H196ZM43 245V244H42ZM71 245L72 247V243L69 244ZM93 245V243H92ZM97 245V244H96ZM108 245V243H107ZM165 245V244H164ZM198 245V244H197ZM36 246V245H35ZM95 246V245H94ZM158 246V245H157ZM170 245H168L169 247ZM8 247V248H9ZM33 247V246H32ZM37 247V250L39 251H42V249L38 246ZM35 247V248H36ZM84 247V246H82ZM181 247V246H179ZM27 248V247H26ZM86 248V246H85ZM96 248V246H95ZM94 248V249H95ZM99 248V247H98ZM164 248V247H163ZM12 249V248H10ZM28 249V248H27ZM53 250V248H51ZM76 249V248H75ZM104 250V248H102ZM178 249H181V248H178ZM31 250V248H30ZM70 250V249H69ZM95 250H98V249H95ZM94 250V252H95ZM102 250V251H103ZM173 250V249H172ZM62 251V250H61ZM92 251V250H91ZM121 251V250H120ZM180 251V250H179ZM14 252V251H13ZM13 252H9L7 251V255L10 257V255L12 256V253ZM27 252V251H26ZM47 252V251H46ZM77 252V251H76ZM83 252V251H82ZM123 252V250H122ZM120 252V254L122 253ZM177 252V251H176ZM42 253V252H41ZM48 253V252H47ZM50 253V252H49ZM73 254V252H71ZM98 253V252H97ZM125 253V252H124ZM6 255V253H4ZM37 254V253H36ZM62 254V253H60ZM63 254L65 255L64 251H63ZM77 254V253H75ZM94 254V253H93ZM23 255V254H22ZM22 255H20V253H14L13 254V259L11 262L12 264H17V263H21V260H22ZM34 255V254H33ZM45 255V254H44ZM53 255V254H52ZM55 255V254H54ZM59 255V254H57ZM64 255L62 256L61 255V258L64 257ZM83 255V254H82ZM90 255V253H89ZM100 255V253L98 254ZM104 255V254H103ZM125 255V254H124ZM19 256V257H18ZM77 256V255H76ZM91 256V255H90ZM95 256V255H94ZM126 256V255H125ZM4 257L7 258V256H3L2 255V252L0 253V264H9L10 262L7 260H4ZM16 257H18V259H16ZM33 257V256H32ZM42 257V256H41ZM45 257V256H44ZM55 257V256H54ZM59 257V256H58ZM66 255H65V261L62 260L61 258V261L62 263L64 264H72V262H69L67 259H66ZM73 257V255H72ZM79 257V256H78ZM78 257H75V258H78ZM87 257V256H86ZM103 257V256H102ZM119 257V256H118ZM170 257V256H169ZM74 258V257H73ZM92 258V257H91ZM101 258V256H100ZM98 258V259H100ZM120 258L122 259L123 256L121 257L120 255ZM16 259V260H15ZM21 259V260H20ZM50 259V258H49ZM81 259V258H80ZM89 259V258H87ZM95 259V258H93ZM104 259V258H101V260ZM127 259V258H126ZM51 260V259H50ZM56 260V259H55ZM79 260V258L77 259V261ZM83 260V259H82ZM81 260V261H82ZM85 260V259H84ZM120 260V259H119ZM23 264H32L30 262V258H28V260L24 259L23 260ZM57 261V260H56ZM55 261V262H56ZM75 261V263H78ZM86 261V260H85ZM93 261V260H92ZM100 261V260H99ZM105 261V260H103ZM136 261H137V257H136ZM208 261V260H207ZM84 262V261H83ZM87 262V261H86ZM85 262V263H86ZM114 262V261H112ZM125 262V261H124ZM131 262V261H130ZM81 263V262H80ZM88 263V262H87ZM103 263V262H101ZM122 263V262H121ZM55 264V263H54ZM82 264V263H81ZM93 264V263H92ZM99 264V263H98ZM105 264V262L103 263ZM124 264V263H123ZM127 264V263H126Z\"/></svg>",
	"mask_w": 264,
	"mask_h": 264
}]
</instances>
